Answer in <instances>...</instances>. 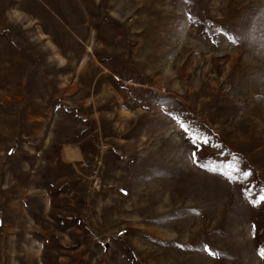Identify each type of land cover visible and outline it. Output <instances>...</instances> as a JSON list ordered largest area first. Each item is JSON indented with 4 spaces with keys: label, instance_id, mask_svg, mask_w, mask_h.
<instances>
[{
    "label": "rangeland",
    "instance_id": "374dc122",
    "mask_svg": "<svg viewBox=\"0 0 264 264\" xmlns=\"http://www.w3.org/2000/svg\"><path fill=\"white\" fill-rule=\"evenodd\" d=\"M262 195L264 0H0V264H264Z\"/></svg>",
    "mask_w": 264,
    "mask_h": 264
},
{
    "label": "snow or ice",
    "instance_id": "6c2138e0",
    "mask_svg": "<svg viewBox=\"0 0 264 264\" xmlns=\"http://www.w3.org/2000/svg\"><path fill=\"white\" fill-rule=\"evenodd\" d=\"M229 39H232L233 42H235V39L233 37H229ZM207 141H205L206 143ZM195 156V154H193ZM250 174V173H249ZM261 201H264V195L260 197ZM253 203H257V201H253ZM212 255H215V253H211ZM261 255L264 256V250H261Z\"/></svg>",
    "mask_w": 264,
    "mask_h": 264
}]
</instances>
